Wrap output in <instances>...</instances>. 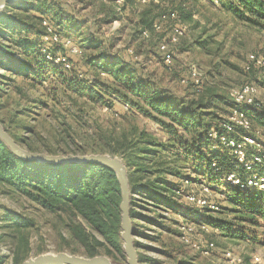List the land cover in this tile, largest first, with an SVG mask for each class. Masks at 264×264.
Masks as SVG:
<instances>
[{"label":"rangeland","instance_id":"obj_1","mask_svg":"<svg viewBox=\"0 0 264 264\" xmlns=\"http://www.w3.org/2000/svg\"><path fill=\"white\" fill-rule=\"evenodd\" d=\"M27 2L34 7L31 13L17 11L16 14L29 24L35 21V6L39 0ZM44 2L53 10L46 16L48 19H52L54 11L58 9L61 14L82 23L81 36H75L77 42L89 38L98 43L97 51L127 61L122 63L120 60L116 63V69L126 68L128 78L133 77L134 83L155 90L162 99L189 104L211 90L227 95L247 82L263 86L264 66L253 69L249 74L243 71V66L249 54H256L264 61V37L261 35L264 25L239 21L228 9L226 0H130L126 2L125 10L117 9L118 12L112 0H42ZM146 10L150 11L151 20L173 11L177 12V19H169L161 32H150L148 38H143L138 32L142 26L141 13ZM183 11H190L189 19H182L180 14ZM114 14L115 19H111ZM174 25L175 29H182L183 32L175 42H171ZM33 38L27 31L14 33L15 40L32 41L31 54H19L18 58L32 70H37ZM160 44L167 46L166 51L159 48ZM166 55L170 56L169 63L165 62ZM73 60V68L77 71L73 73L75 76L58 68L60 72H54L50 65L36 76L31 70L26 75H14L12 71L0 68V122L19 145L48 153H71L69 148L73 150L77 147L86 153H112V148H117L124 138L135 142L139 133H145L146 140L156 141L154 143L159 153L167 148L178 149L174 142L168 141L167 129L156 120L159 118L165 124H170V121L155 115L141 101V108L148 110L156 119L141 111H127L124 101L116 99L106 75L96 78L91 70L86 72L87 66H81V57ZM193 72L195 77H192ZM89 84L100 85V88L110 89L111 92L103 93L97 87L99 94L89 98L84 95ZM259 97L264 103V94ZM109 104L113 105L111 110ZM226 109L223 104L210 112L213 110L224 119L229 115ZM254 128L264 132L256 122ZM112 155L123 157L120 153ZM157 155L156 152L155 158ZM161 157L162 154L158 155V158ZM170 165L173 164H167ZM181 166L183 176L192 169V165L184 160ZM168 180L175 184L178 182L175 177H168ZM218 185L216 192H211L212 201L219 206L217 212L192 208L184 199L178 203L181 214H191L211 227L206 234L194 228L188 244L182 242L178 235V225L183 223V219L181 215H176L177 210L159 212L166 219L160 227L141 221L138 231L142 235L133 236L139 264H229L224 257L225 252L239 257L242 264H257L253 256H259V264H264L263 222L251 217L241 205L235 204L233 192L224 183ZM183 186L186 191L200 190L197 184ZM220 192L226 194L224 201L219 196ZM241 196L235 193V197ZM7 212L32 221V225L22 231L28 241L27 257L46 252H66L86 257L85 248L69 235L72 220L68 215L46 212L21 196L0 192L2 264H11L18 240V235L13 240V230L6 228L8 222L4 216ZM142 214L153 217V213ZM75 222L80 223L89 235L101 239L81 219ZM134 224L132 221L133 227ZM205 241L213 242L212 249L207 253L195 248ZM99 253L105 255L103 249ZM108 257L113 264H126L124 254L122 257Z\"/></svg>","mask_w":264,"mask_h":264},{"label":"trees","instance_id":"obj_2","mask_svg":"<svg viewBox=\"0 0 264 264\" xmlns=\"http://www.w3.org/2000/svg\"><path fill=\"white\" fill-rule=\"evenodd\" d=\"M112 1L115 4V11L117 9L124 11L127 7L126 2L130 0H122L120 3L118 0ZM226 1L228 9L239 21L257 26L264 25V0ZM38 3L35 6V21L29 24L19 19L16 14L17 11L31 13L34 7L29 6L31 4L27 0L26 2L19 0L16 3L8 4L0 14V68L10 70L14 75H26L25 73H30L29 70H31L36 76L37 74L41 75L42 71L49 68L50 65L54 72L60 69L62 72L75 74L77 71L73 68L75 64L73 58L81 57L79 61L81 66L83 65L85 68L87 66L86 72L91 70L96 78H99L100 75H106L109 78L110 86L113 88L111 90L114 91L116 99L124 101L127 111H141L148 117L156 119L155 116L149 114L148 110L141 108L139 103L141 101L155 115L170 121V124H165L160 122L159 118L156 120L167 129L168 141L174 142L178 149L167 148L159 153L155 146L156 141H150L148 138L146 140L145 133H139L135 142L124 138L117 144V148H112L110 151L122 154L121 159L128 170L129 214L135 223L133 234L135 236L142 235L138 231L141 221L160 227L166 219L159 212L168 213L176 210V215H181L183 223L193 222L197 226L204 225L211 229L209 224L203 220H197L191 214H181L180 208L177 207L186 192L183 184L205 185L212 192H216L218 184L223 183L222 179L227 175L237 173L242 178L246 177V172L235 162L231 151L222 146L219 139L211 138L213 130L218 134L225 132L221 124L226 118L221 119L215 111L210 112V110H215V107L218 108L224 104L227 107L226 111L230 113L235 106L229 94L225 95L224 92L211 90L189 104L184 102L177 104L170 99H162L155 90H150L141 83H134L133 77L128 78V73L125 72L126 68L116 69V63L121 59L118 60L117 56L108 55L101 50L97 51L99 45L96 41L83 38L77 42L75 36L78 35L77 38L81 36L82 23L77 22L69 15L61 14L58 9L54 11V17L48 19L46 16H49L53 10L46 2L42 3V0H39ZM171 14H174V17ZM115 16L114 14L111 19H115ZM149 16V10L141 13L140 24L142 26L138 33L143 38H148L150 32H161L169 19H177V12L161 14L156 20H154L155 18L151 20ZM180 16L182 19H189L191 14L190 11H183ZM155 23L160 24L159 31H155L153 27ZM175 27L174 25V29ZM16 31H27L34 36L35 61H38L37 70H32L27 66V63L18 58L19 54L24 55V53L28 56L33 49L30 46L31 40L24 42L21 39H14ZM143 32H147L148 36L144 37ZM53 35L59 38L58 42L52 41ZM65 41H69V47L63 45ZM71 47L77 50L75 54L70 52ZM94 52L96 54H92ZM45 53L54 59L64 58L69 64V69H64L61 64L57 65L49 61L46 59ZM121 62L128 63L124 60ZM58 72L60 71L58 70ZM245 73L249 74L250 72ZM97 87L103 93L111 92L110 89L100 88V85L89 84L84 95L95 98L99 94L96 92ZM112 107L113 105L109 104L110 110ZM250 119L253 128L256 122L261 129H264V103L260 110L251 115ZM3 128L8 133L4 126ZM241 133L239 131L236 137ZM13 140L17 143L16 139ZM17 144L19 145V143ZM25 149L31 152H42L31 147ZM69 152H71L70 154L106 153L95 151L86 153L79 147L73 150L69 148ZM156 152L158 155L162 154V157L158 158L157 155L155 158ZM162 159L164 160L160 161ZM182 160L192 165L191 171H188L184 176L180 171L184 170L181 166ZM168 163L173 164L170 165L173 168L169 169ZM212 164H214V168ZM168 177H175L178 182L176 184L170 182ZM225 187L233 192V202L241 205L250 213L251 217L260 219L264 226V191L241 190L237 186L227 184ZM0 192L21 196L27 201L37 204L46 212L68 215L72 220L69 235L72 240H76L85 248L86 257L102 255L99 253L100 249H103L107 257L123 256L120 238V190L115 174L110 169L99 164L48 165L26 162L13 155L0 141ZM235 193L242 194L241 198L235 197ZM219 194L224 201L226 194L224 192ZM215 204L217 205V203ZM218 210L219 206H217V210L203 208L200 211L214 213ZM148 212L153 213V217L142 214ZM4 219L8 222L6 228L13 230V240L16 239V234L18 235L11 256V264H20L28 258V241L22 231L30 227L32 221L14 212H7ZM77 219H81L101 239L89 235L80 223L75 222ZM3 259L4 257H0V264Z\"/></svg>","mask_w":264,"mask_h":264},{"label":"built area","instance_id":"obj_3","mask_svg":"<svg viewBox=\"0 0 264 264\" xmlns=\"http://www.w3.org/2000/svg\"><path fill=\"white\" fill-rule=\"evenodd\" d=\"M145 2L146 0H141ZM122 2V0H118ZM174 17V14H171ZM164 18V16H163ZM155 31H159L161 26L159 23L154 24ZM182 29H174L171 42H175L177 37L182 34ZM143 36L147 37V32H143ZM264 37V31H262ZM53 42H58L59 38L55 35L52 36ZM65 47H69V41L63 42ZM161 50L167 49L165 44H160ZM43 52H45L43 50ZM70 52L75 54L77 50L74 47L70 48ZM46 54V59L61 66L64 69H69V64L64 58H52L49 54ZM165 62H170V56L166 55ZM264 66L263 58L256 54H249L246 58V62L243 66L244 72H251L253 69H260ZM192 77H195V73H192ZM264 94V83L262 87H258L254 83H246L235 90L229 92V97L234 104V108L230 111L226 120L221 124V127L225 131L222 134H218L213 130L211 138L219 139L222 146L228 148L235 162L242 167L246 172V177L242 178L237 173H231L227 175L222 182L227 185L237 186L241 190L251 191H264V132H259L253 128L251 122V115L257 112L262 107L263 102L260 100V95ZM241 131L242 133L236 137V134ZM214 168V164H212ZM200 190H189L184 193L183 199L191 205L193 208L203 209L209 208L210 210H217V205L211 199V190L205 185H199ZM194 228H199L203 234L209 233V228L204 225L197 226L193 222L181 223L178 225L179 238L182 242L188 244L190 240V234ZM213 247V242L205 241L195 248L199 251L207 253ZM225 259L229 264H242L241 259L231 252H225ZM253 261L257 264L260 263L261 258L259 256H253Z\"/></svg>","mask_w":264,"mask_h":264},{"label":"water","instance_id":"obj_4","mask_svg":"<svg viewBox=\"0 0 264 264\" xmlns=\"http://www.w3.org/2000/svg\"><path fill=\"white\" fill-rule=\"evenodd\" d=\"M19 0H0V14L8 4ZM0 141L17 158L37 164L68 165V164H99L110 169L116 177L120 190V238L121 247L126 264H139L137 252L134 247L132 219L129 214L130 188L128 182V170L123 160L108 153L89 154H56L43 152H31L18 145L6 132L0 123ZM20 264H113L105 255L93 257L79 256L66 252H46L34 257H28Z\"/></svg>","mask_w":264,"mask_h":264}]
</instances>
